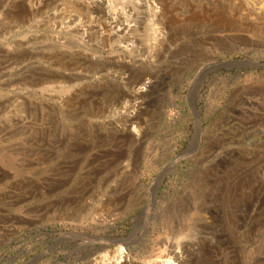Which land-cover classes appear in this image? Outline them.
<instances>
[{
  "label": "rangeland",
  "instance_id": "obj_1",
  "mask_svg": "<svg viewBox=\"0 0 264 264\" xmlns=\"http://www.w3.org/2000/svg\"><path fill=\"white\" fill-rule=\"evenodd\" d=\"M256 62L264 0H0V264H264Z\"/></svg>",
  "mask_w": 264,
  "mask_h": 264
},
{
  "label": "water",
  "instance_id": "obj_2",
  "mask_svg": "<svg viewBox=\"0 0 264 264\" xmlns=\"http://www.w3.org/2000/svg\"><path fill=\"white\" fill-rule=\"evenodd\" d=\"M244 63H246V62H243V61H219V62L214 63L213 65H205L203 68H199V69H198L199 73L196 74V76H197V78L200 77V76H203V75H205L207 72L211 71L212 69H219V68L229 69V68H232V67H240V66L243 65ZM256 65H258V66L261 67V68H264V65H260V64H258V63H257ZM197 78L195 77L194 79H197ZM188 150H189V147L186 148L185 150H183V151L179 154V156H178L177 158H179V157H181V156H184V155L188 152ZM172 163H174V162L171 161V162L169 163V166H170ZM164 172H165V170H163V172H161V173H159V174L157 175V179H156L157 181H160V180H161V178H162L163 175H164ZM151 189H152V187H151Z\"/></svg>",
  "mask_w": 264,
  "mask_h": 264
},
{
  "label": "bare ground",
  "instance_id": "obj_3",
  "mask_svg": "<svg viewBox=\"0 0 264 264\" xmlns=\"http://www.w3.org/2000/svg\"><path fill=\"white\" fill-rule=\"evenodd\" d=\"M150 1H152V0H150ZM147 2V1H146ZM257 63V62H256ZM249 64V63H248ZM253 64V63H252ZM135 119V118H134ZM134 119L132 118L131 119V122H132V124H134L136 121H134ZM137 123V122H136ZM197 129V128H196ZM146 232V231H145ZM148 232V231H147ZM143 234H144V232H143ZM140 238L139 237H137V234L135 233L132 237H131V239L130 240H132V241H137V240H139ZM110 241L109 240H107L106 241V243L105 244H107V243H109ZM118 243H122V241H118ZM126 252H125V250L122 248V247H120V249L118 250V255L117 256H114V258H110L108 261H107V264H123L124 262H125V258H126V254H125ZM172 253V255H173V252H171ZM174 257H176L175 255L173 256V258L170 256L169 258H168V263L167 264H175V261L174 260H176V258H174Z\"/></svg>",
  "mask_w": 264,
  "mask_h": 264
}]
</instances>
